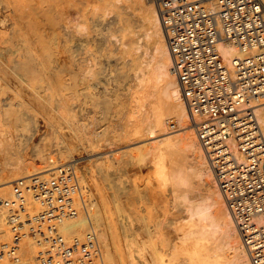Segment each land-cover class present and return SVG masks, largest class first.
Listing matches in <instances>:
<instances>
[{
    "label": "bare ground",
    "instance_id": "6f19581e",
    "mask_svg": "<svg viewBox=\"0 0 264 264\" xmlns=\"http://www.w3.org/2000/svg\"><path fill=\"white\" fill-rule=\"evenodd\" d=\"M46 1L47 0H40V6L38 8H34L33 10L28 9L27 11L29 12L32 11L31 14L32 13L33 14L30 17L28 15L29 13L27 12L28 13L27 15L29 17L24 16V18L26 17L25 20L24 19L22 20L23 18L22 15L23 11H22L21 12L22 17L21 16L19 17H21V20L23 22L20 23L15 22L19 19V18L18 19L15 18L17 20L14 19L15 27L13 32L9 34L8 37L0 39V71L1 69L2 70L4 69L3 71L11 72L13 75H15L14 77H16V82L18 83L17 86L20 85L19 87H22L21 89H23V91L27 89L30 91L29 93L27 92V96H26L23 95L21 91H19L20 89L13 87L11 88V90H13L14 96L12 97L5 96V98L3 99L0 98V154L2 155L3 157L2 159L4 160L2 161L4 164L1 162L3 166H1L0 163V175L4 174L6 177L4 178L5 180L0 181V186H2L3 188H7L13 179L18 177H25L30 174H35V173L49 174L54 164L70 161L74 164L76 174L79 177V183H80L79 204L82 205V208L84 209V213L83 211H81V214L76 219L66 221L65 223H63L61 225V231H63L65 234H82L88 229L94 230L98 236L101 264H250L246 249L240 240L237 227L229 213L228 208L226 207L222 194L214 179L213 171L209 163V160L206 157L203 148L201 147V145L199 144L196 138L195 125L191 120L189 111L181 96L179 84L174 76V73L171 70V56L168 50L166 40L164 38L162 26L159 22L158 13L156 11V8L152 0L151 2L148 0H138L141 10L140 21L142 22L141 24L144 25L143 27L139 25L140 26L139 29H141V32L140 30L134 29L131 25L124 22L122 24L121 22L120 24L116 25V27L114 26L115 28L110 32L106 33L103 30L105 33L100 38L102 42L100 46H102V49L100 47L99 48L103 50L106 58L108 56L109 57L113 56L115 58L114 60L116 61L115 63L116 68L115 67L114 68L116 70L115 69L114 70L117 74L120 73L121 71L124 72L123 69L126 68V66H129L128 68L132 72L134 86L136 87L135 89H137L136 93L134 90L133 95H131L133 99L130 97L132 100H134V102H130L133 103L130 104L133 105L132 112L136 113V117L138 118L139 115L141 116V113L142 114L144 113L143 115L145 117L146 123L144 127L143 125L142 127L143 129L146 130L148 134H152L153 136H155V139H153L154 141H152V144L150 143L151 141L149 142L151 145L149 147V150L145 153L151 154L154 158L161 157L163 159L164 158L169 159L170 165H168L167 167L165 165L166 168L161 172H162V176L166 180L164 184L166 183L165 185L169 187L168 190L170 197L173 201L172 203L181 206L180 209L181 218L179 219L178 217H176L177 216L176 215L174 218L175 219L178 218V219L174 221L171 220L173 222V225L171 223L166 224L165 222L164 224L161 219H160V223L158 220H157L158 223H156L157 221L154 222L156 224V225L153 224L154 226L151 225L152 223L147 225V221L142 220L143 219L141 217L142 215L138 213L139 211L137 210V208L139 206L136 208L138 202L137 203L134 202L135 201L134 199L139 196V195L137 196V194H141L140 193L141 190H139L138 192L137 189L138 193L135 192L136 190L133 191L137 186L136 184H139L138 181L142 182L144 179L143 177H140L141 179L138 178V176L134 174L136 172L133 173L132 171V177L131 178L129 177L130 180L128 181H131V183L134 186L136 185L135 188L132 186L131 192L129 191V193L132 196L136 194L135 196L137 197L135 198L133 197L134 201H129L130 199L129 193H128V198L126 197L127 194H125L124 192V190L126 189L122 190V187L121 189L117 188L118 190L116 191L112 189L113 190L112 197L115 198L112 199L117 200V202L120 200L119 201L120 203L118 204L119 206L118 209H120L121 213L123 212L124 214L126 210H128L129 212L126 213L124 216L126 222L122 220L123 221V222L121 221L122 225L120 223L121 226L117 224L115 228L111 230L112 233H114L116 240V255H114L111 252L112 248H110V243H108L107 241L109 239L108 238L106 239V235L109 234L107 230V221H108L106 217L107 215L105 214V211L100 209L101 208L99 206L100 202L94 199V197L97 196V194L95 196L92 195L94 191H92L91 188L92 184L90 180L91 179L93 180V178L91 177H93L92 174H94V172L95 173L97 171L104 172L105 170L108 171L107 168L109 167L110 169V166H112L115 162L114 161L115 159H113L115 156L112 158L109 157L110 154L108 155L105 154L104 156H102L101 155L103 154L102 152L100 155L90 158L88 160L89 162L81 160L82 162L80 161L81 162L80 163L79 161L77 162L75 160L79 158L78 156L80 152L83 150L86 153L87 152L91 153L92 151H94L93 152L94 154L95 150H99L100 148H102L104 142L106 147H114L118 144L119 145L124 144L129 139H131L130 136H132L134 132L137 133L139 131H136L138 129L130 130L127 128L128 127L127 122H125L126 125H123L125 123L121 122L123 123L122 124L123 127L120 130V132L118 133V131L115 130V133L117 131V134L112 133V135H110L115 128L113 129L110 128L111 126L109 124H106L103 128L101 126L100 127L96 126L98 123L97 120L100 117H97L93 113H92L93 115L91 116L94 117H92V119L90 118L91 121H88L87 119L88 122H84L83 120L81 121L80 116L74 112L80 118V120L76 119L75 121L74 114L70 110L73 106L72 107L68 106L67 108V105L69 103L66 104L64 102V104L66 105L65 106L61 104L63 102L59 103V101H57L58 104L52 105L51 101L53 98L51 99L49 96L52 94H47L48 96L46 95V93H48L47 91H49L50 93L51 92L59 93L62 89L65 91L66 88V91L68 92V90L73 91L71 90L72 88H69L67 90L69 84L67 87L65 86V84L63 83L65 82V79L63 82H60L62 81V79L60 78L61 80L59 81L58 79L59 82L57 81L58 84L56 83L57 78L63 76H59V77L57 76V78H55L56 80H54V82L58 86L54 85L55 83H51L50 85V81L47 80V77H45L44 73L46 67L48 68V66L51 65L50 64L51 62L56 61L57 59L56 56L58 57V53L60 54L61 52L59 49H61L60 44L62 42L67 43V40L69 39L71 40L73 36L75 37L73 38L76 40H77L76 37L84 36L85 42H87L89 39L91 41V38H94V36H96L97 34V33L93 34V32L96 30L94 29L95 27L94 25L96 24L95 20L99 19L100 21H97V23L101 25L104 24L106 21V16L109 14L110 11L112 12L113 9L115 10V8L119 10V8H121L122 6H127L133 0H100V3H98L97 0L96 4H94L96 0L94 2L92 0H59V1L52 0L53 2H57L56 4H53V2L51 3L50 0H49L50 2L48 3ZM262 1L264 3V0ZM7 3L9 4L10 2L7 1ZM41 3L44 4L41 5ZM13 10L18 11L19 9L18 10L13 9ZM16 13L19 14V11ZM118 14L119 12L116 13V15ZM113 32H117V33L115 34ZM110 35L114 36V40L112 41L107 40ZM140 36H143V39L141 41L139 40ZM218 45H219V50L225 60H229L230 57L235 53L234 48L231 45L227 44L226 42L221 41L219 42ZM149 46L151 49L148 51L147 48ZM70 48L71 46L67 48V51L70 50ZM86 48H88V46ZM87 50L89 52L91 51V54L93 51L92 56L96 54V51L94 52L92 48H90V50L84 48V51H86L85 53L89 54V55H85L86 57L90 56V53H88ZM74 53L76 52H73V54ZM83 54L81 56L82 58H83ZM98 55L96 54L95 56ZM81 57L80 59L82 61ZM109 57L107 59H109ZM91 60H90V64L87 65L85 64L84 66V64L81 62L79 65L83 67L82 71L84 73L82 72L83 76L81 75L80 77L81 79L83 78V80L85 79L84 78L85 75H86L85 77H88L89 79L90 77L94 76L98 68L100 69V66L99 67L96 66L98 68L95 67L92 68L93 64L97 63L96 61H98V59L95 60L94 63L91 62ZM57 61L60 60L58 59ZM57 61L54 62L55 66H57V64L59 63V62L57 63ZM65 61H63V63ZM85 61L86 60H84L83 62ZM60 64L61 62L59 63V65ZM97 64H100L99 61ZM65 65L67 68L68 64ZM81 67L79 69H81ZM49 68H51V66ZM55 69H58L59 71L60 68L58 66ZM55 69L51 68V70L53 71H49V72L53 73ZM82 73L80 70V74ZM78 75L76 74V76ZM49 76H51V74ZM81 79L79 81H82V83H84V81ZM1 81L3 82V80ZM85 81L87 80L85 79ZM4 83H7V81L6 82L4 81ZM52 84L54 85L53 87ZM1 86L2 84H0V87ZM56 86L57 88L55 89L54 87ZM79 87L80 84L78 86V89L80 90ZM103 89L105 90L108 88L103 87ZM45 91L46 93H43ZM77 94L79 95V93ZM134 94H136V96ZM61 95L63 96L64 94ZM114 95L115 94H113L111 91L109 97L111 101L114 98ZM55 96H60V94L59 95L53 94L52 97H54L55 99ZM106 96L108 97L109 95ZM56 98L58 100V97ZM15 99L18 100L17 102L19 103V105H21V107H23V109H26L27 107L29 111L30 110L29 108H31L32 112L35 111L34 113H36V115L39 114L41 117L44 118L43 120L49 126L50 134L52 136L51 145L56 146L55 148L56 151L54 152L57 153L59 157L64 155L67 158V160H61L60 159L61 157L59 158L58 156H57L58 159H56L55 156L54 158L56 160H53L54 158L52 159L51 157L54 156L55 153L53 152L54 154L52 155L51 154L52 151L45 148L44 147L45 145L37 143L34 146V156H35L34 158H36L38 161L45 162V164L44 166L41 164L42 167L38 164L39 165V167H37L38 169H36L35 171L32 170V168H36L33 165L35 163L33 162L32 166H30L32 161L30 160L31 161L30 163L28 160H26L27 158L25 156L26 154L24 155L22 153L24 152L23 149L25 147V143L23 140L17 137L18 133H16V131L20 126L19 133L25 135V137H29L30 135L33 134L32 130L34 128L31 129V127H33L32 123H35L37 120L33 115H32L34 117L32 118L33 120L25 118L28 115L27 116L22 115V112L27 113L28 111L27 110L22 111L23 110L22 108H21L22 110L20 111L19 109L16 110L14 109V111L9 112L7 108L9 107V104L12 105V103H15L14 102L16 101ZM80 101L82 100L80 99ZM17 102L16 104L18 105ZM14 107L16 106L14 105L13 108ZM99 109H100L99 111L101 112V117H104L108 114L107 105H104ZM133 113L132 115H134ZM256 114L264 134V104L257 107ZM11 115L17 118L20 117L19 118L20 123L18 124L19 126L17 127L16 131L14 130L15 133L13 134H11V132L8 133L10 130L4 125L6 121L5 123L2 122L5 120L3 118H7L8 116ZM77 116H75V118ZM168 120L175 121L176 123L175 130L174 129L171 131L168 130V125H167ZM14 123L15 122H13L12 124L15 125ZM36 123H35V129H36L35 131H38L37 127L39 126H36ZM9 124L10 123L8 122V125ZM2 126L5 129L1 128ZM89 127L91 128L89 129ZM62 129L65 130L62 131ZM180 129H182L183 131L181 130L180 132L178 131L175 132L176 130H180ZM65 131L69 136L68 138L65 137L66 134ZM72 140L73 142L76 143H73ZM126 146L121 145L120 147L124 148ZM136 149L138 148L136 147ZM99 151L101 152V150ZM128 151H132V150H128ZM128 151L124 150L122 153L121 152L120 153L125 154L126 152L127 154ZM145 153H141L139 155L135 154L131 156L129 159L128 158L126 159L123 158V159L127 162L134 163L136 165L137 162L141 160L142 161L145 160L144 158ZM49 155L52 156L50 157ZM123 156L124 155H122V157ZM117 160L119 159H116V161ZM112 167L113 170H115L114 165ZM144 167L146 168V166ZM3 168H8L9 172L15 176L17 175V177L10 178L11 175L10 173L8 174L2 172ZM27 168L29 172L28 171L25 172ZM90 170L93 171L92 174ZM147 171H149V169ZM107 173L104 178L103 177L101 178L103 179L107 178L108 175ZM96 176L98 177V175ZM136 178H138L139 180ZM156 179L157 178L155 177V180ZM145 180L147 181V179ZM132 184H130V186ZM146 184L147 183L145 182V185ZM95 185L98 187L97 183ZM111 185H109L110 188L112 187ZM120 190H122L124 194L121 192L122 194L119 193L118 195V192ZM88 193H91V195H89ZM141 198L142 196L140 198H137L136 201L140 200ZM142 200L144 199L142 198L141 201ZM134 203L135 205H133ZM92 205L94 206V209L96 208V205H98L100 208L98 209L96 208V210L93 211L94 210L93 208L90 209V206L92 207ZM29 206L33 208L34 203L32 201H29ZM177 213L178 212H176V214ZM132 219L133 220L139 219L138 220L139 222L135 224ZM131 220L134 224L131 222ZM137 220L135 222H137ZM170 225H172V227ZM108 227L109 229H111L110 226ZM0 233H1L0 236L5 238H7L9 235L8 225H7V213L6 210H4L3 208H0ZM36 251H37V247L35 243L31 239L25 240L22 244L21 259L16 264H21L22 259L24 264H35L36 260L34 261L35 258L33 257V254L34 253L36 254Z\"/></svg>",
    "mask_w": 264,
    "mask_h": 264
},
{
    "label": "built area",
    "instance_id": "2783aa9c",
    "mask_svg": "<svg viewBox=\"0 0 264 264\" xmlns=\"http://www.w3.org/2000/svg\"><path fill=\"white\" fill-rule=\"evenodd\" d=\"M152 1L196 138L250 264H264V134L256 114L264 104V3ZM221 41L235 50L229 60L219 50ZM167 125L176 128L174 120ZM79 199L80 183L70 161L54 164L49 174L0 186L9 232L7 238L0 236V264L18 263L28 239L37 247V264H101L94 230L61 231L84 210Z\"/></svg>",
    "mask_w": 264,
    "mask_h": 264
},
{
    "label": "rangeland",
    "instance_id": "374dc122",
    "mask_svg": "<svg viewBox=\"0 0 264 264\" xmlns=\"http://www.w3.org/2000/svg\"><path fill=\"white\" fill-rule=\"evenodd\" d=\"M7 1H9L10 3L8 4L7 3ZM51 1V3L53 2V1H56V0H50ZM49 0H47L46 2L48 3V2H50ZM57 1H59V0H57ZM93 2L95 1V0H92ZM148 1H150L151 2V0H148ZM92 2V3H93ZM96 2H97V0L95 1V3L94 4H96ZM57 2H53V4H56ZM98 3H100V0H98ZM97 3V4H98ZM44 4V3H43ZM42 3H41V5H43ZM40 6V0H0V39H3V38H6V37H8V35L9 34H11L12 32H13V30H14V24H15V22H23L22 20L24 19L25 20V18H24V16H27V17H31L32 16V14H31V12L32 11H27L28 9H30V10H33L34 8H38ZM17 8V9H16ZM13 9H15V10H18L19 11V14H17L16 12H18V11H14ZM22 9V10H21ZM21 10V11H20ZM23 11V12H22ZM21 12L23 13L22 15H23V18H22V20H21ZM29 14H28V13ZM117 12H119V14L118 15H116V13ZM14 13V14H13ZM17 14V15H16ZM29 16H28V15ZM31 14V15H30ZM15 15H16V17H15ZM19 16H21V17H19ZM140 16H141V10H140V6H139V1L138 0H133L132 2H130L127 6H122L121 8H119V10H117L116 8H115V10L113 9V11L111 12H109V14L106 16V21H105V23L104 24H99V23H97V21H100L98 18H96V19H98V20H95V27H94V29H96L94 32H93V34L94 33H97L96 34V36H94V38H91V41H90V39L87 41V42H85V39H84V36H79V37H76L77 38V40L76 39H74L73 37L71 38V40L69 39V40H67V43H61L60 44V46H61V49H59L61 52H60V54L58 53V57L56 56V61L59 59L60 61H57V63L59 62H61V64L63 65H59V63L57 64V66H55V63L54 62H56V61H54V62H51L50 64L51 65H49L48 66V68L46 67V70H45V73H44V75H45V77H47V80L48 81H50V85H51V83H55L54 82V80H56L55 78H57V76L59 77V76H63V77H59V78H57V80H56V83L58 84V82L62 79V81H60V82H63L64 81V79H65V82H63L64 84H65V86L67 87L68 86V84H69V86L67 87V90L69 89V88H72L71 90H73V91H69L68 90V92L66 91V88H65V91L62 89L61 91H64V92H61L60 90H57V91H60L59 93L58 92H49V91H47L48 93H46V91L45 92H43V93H46V95L47 94H52V95H49L50 96V98L52 99H54V97H52L53 96V94H60V96H55V99H54V102H53V99H52V105L54 104V105H56V104H58L57 103V101H59V103H61V102H63V103H61V104H63V105H65L64 104V102L66 103V104H68L67 105V108H68V106L70 107H72L73 108V110H72V108L70 109L71 110V112H73V114H74V119H75V121H76V119H78V120H80V118H81V121L83 120L84 122H88V121H91V119H92V117H94V116H91V115H96L97 117H100L97 121H98V123H97V125L96 126H98V127H104L106 124H109L111 127L110 128H115L112 132H111V134L110 135H112V133L114 134L115 133V130H117L118 131V133L120 132V130L122 129V127H123V125H126V123L125 122H127L128 124V129H132V130H135V129H138V130H136V131H139V132H137V133H133L132 134V136H130V138L131 139H126V140H128L126 143H124V144H118V145H116V146H114V147H106V145H105V142H104V147L102 146V148H100L99 150H101V152L99 151V150H95V153L93 154V152L94 151H92L91 153H86L84 150L83 151H81L80 152V154H79V158L77 159V160H75V161H88L90 158H93V157H96V156H98V155H100L102 152H103V154H101L102 156H104L105 154H110L109 155V157L110 158H112V157H114L113 159H115L114 161V167H115V170H113V165L112 166H110V169H109V167L107 168L108 169V171L107 170H105L104 172H102V171H100V172H102V173H100V172H94V174H92L93 173V171L92 170H90V172H91V174H92V176L93 177H91V178H93V180L91 179L90 180V182H91V188H92V191H94L93 192V196H95L96 194H97V196H95L94 197V199H96V200H98L99 202H100V207L98 206V205H96V208L98 209V208H100V209H102L103 211H105V214L107 215L106 217H107V230H108V233L109 234H107L106 235V239L108 238L109 240H107L108 241V243H110V248H112L111 250V252L114 254V255H116V240H115V236H114V233H112V231L111 230H113V228H115V226L117 225V224H119L120 225V223H121V225H122V222L124 221V222H126L125 221V214L126 213H128L129 211L128 210H126V212H125V214L122 212L121 213V210L120 209H118L119 208V206H118V204L120 203L119 201L117 202V200H113V199H115L114 197H112V191L113 190H118V189H121V187H122V190H124V189H126V190H124V192H125V194H127L126 195V197L128 198V193H129V191L131 192V190H132V186L135 188V186H136V188L133 190V191H135V192H137V189H138V192H139V190H141L140 191V193L141 194H137V196L139 195L140 197L142 196V198L144 199V200H142L141 201V199L140 200H137L136 201V199L137 198H140L139 196L137 197V196H135L134 194V196H132L130 193V199H129V201H134V202H138L137 203V205H136V208H137V210L139 211L138 213H140V215H142L141 217L143 218L142 220H145V221H147V225L148 224H151V225H153V224H155L154 222H156L157 220L159 221V223H160V219L163 221V223L165 222L166 224H169V223H171L172 225H173V222L172 221H174V220H176V219H180L181 218V212H180V209H181V206L180 205H176L175 203V205L172 203L173 201H172V199H171V197H170V194H169V190H168V186L167 185H165L164 184V182L166 181L165 179H164V177L162 176V172L161 171H163L168 165H170L169 164V159L168 158H164L165 159V161H164V159L163 158H161V157H153L151 154H146L145 152H147L148 150H149V147H150V145L152 144V141H154L153 139H155V136H153L152 134H148L147 132H146V130L145 129H143V127H144V125H145V123H146V121H145V117H144V113L142 114L141 113V116L139 115V118L138 117H136V113H133L132 111H133V105H130V104H133V103H130V102H134V100H132L133 98L131 97V95H133V93H134V90H135V93H136V90L137 89H135L136 87L134 86V82H133V75H132V72L129 70V66H126V68H124L123 69V71L124 72H120V73H116L115 72V68H116V61L114 60L115 58L112 56H108L109 57V59H107L106 58V56L104 55V52H103V50H101L102 49V46H100L101 45V37L103 36V34L106 32H110L111 30H113L115 27H116V25H118V24H120L121 22H122V24H123V22L124 23H127V24H129V25H131L134 29H136V30H140V32H141V29H139L140 28V26L141 27H143L144 25H142L141 23V21H140ZM15 18H19L20 19V21H19V19L17 20V19H15ZM17 20V21H15V20ZM15 21V22H14ZM107 22V23H106ZM104 25V26H103ZM140 25V26H139ZM108 26H109V28H108ZM115 26V27H114ZM146 26V25H145ZM103 27V28H102ZM145 28V27H144ZM97 29H99V30H97ZM110 29V30H109ZM105 32H104V31ZM107 30V31H106ZM143 30V29H142ZM99 32H100V34H99ZM102 32V33H101ZM113 33H117V32H113ZM78 38H79V40H78ZM82 38V39H81ZM96 38V39H95ZM99 38V39H98ZM76 41V42H78V43H76L74 40ZM143 39V36H140L139 37V40L141 41ZM83 40V41H82ZM107 40H110V41H112V40H114V36L113 35H110L109 37H108V39ZM70 41V42H69ZM81 43V44H80ZM83 43V44H82ZM85 43H86V45H85ZM66 44V45H65ZM73 44V45H72ZM89 44V45H88ZM68 45H70L71 46V48H70V50H68L67 51V48L68 47H70V46H68ZM75 45V46H74ZM77 45V46H76ZM98 45V46H97ZM66 48H65V47ZM80 46V47H79ZM88 46V48H86ZM92 46V47H91ZM75 47V48H74ZM101 49H100V48ZM77 48V49H76ZM84 48L85 49H89L90 50V48H92V50H94V52L96 51V54L98 55V56H95V55H93L92 56V54H93V51H92V54H91V51L89 52L88 50V53H90V58L88 57H86L85 55H89V54H87V53H85L86 51H84ZM63 49V50H62ZM72 49V50H71ZM83 49V50H82ZM148 49V51L151 49L150 48V46L147 48ZM67 51V53H66V51ZM80 51H82V52H80ZM73 52H76V53H74L73 54ZM83 54V58L81 57L82 56V54ZM71 54H73V55H71ZM77 54V55H76ZM61 55V56H60ZM71 55V56H70ZM84 56H85V58H87V59H85L84 58ZM64 57H65V59H64ZM75 57V58H74ZM80 57L82 58V61H81V59H80ZM96 57V58H95ZM68 58V59H67ZM93 58H94V60H93ZM63 59V60H62ZM92 59V60H91ZM98 59V61H99V63L100 64H97L98 63V61H96L97 63H95V64H93V66H92V68H98L99 66H100V69L98 68L97 69V71H96V73L94 74V76L93 77H90L89 79H88V77H85L84 76V78L89 82H87V81H85V79L83 80V78L81 79L80 77H81V75L83 76V67H81V66H79L80 65V63L82 62L83 64H84V66H85V64L87 65V64H90V60H91V62H93L94 63V61L95 60H97ZM67 62H66V61ZM77 60V61H76ZM84 60H86L85 62H83ZM63 61H65L64 63H63ZM74 61H75V63H74ZM70 63V64H69ZM79 63V64H78ZM65 64H68L67 65V68H66V65ZM74 64V65H73ZM77 64V65H76ZM97 64V65H96ZM53 65V66H52ZM95 65V66H94ZM51 66V68H57L58 66H59V71H58V69H55V74H57V75H55L54 74V72L52 73H50L49 71H53V70H51V68H49ZM74 66V67H73ZM79 66V67H78ZM96 66H98V67H96ZM71 67V68H70ZM81 67V69H79ZM102 67V68H101ZM111 67V68H110ZM115 67V68H114ZM73 68H75V69H73ZM71 69V70H70ZM79 71H78V70ZM115 69V70H114ZM4 70V69H3ZM2 69H1V71H0V84H2V86L0 87L1 89H0V92H2V93H0V98H5V96L6 97H12V96H14L13 95V90H11V88H13V87H16L17 89H20L19 91H21L22 92V94L23 95H26L27 96V92L29 93L30 91L27 89V90H25V91H23V89H21L22 87H19V86H17L18 85V83L16 82V77H14L15 75H13L11 72H9V71H3ZM57 70V71H56ZM79 72H77V71ZM80 70H81V73L82 74H80ZM4 72H5V74H4ZM63 73V74H61V73ZM10 73V74H9ZM51 74V76H49V75ZM73 74H74V76H73ZM76 74L78 75V76H76ZM8 75V76H7ZM48 75V76H47ZM10 76V77H9ZM12 76V77H11ZM68 76V77H67ZM49 77V78H48ZM77 77H79V78H77ZM1 78H3V79H1ZM52 78V79H51ZM61 78V79H60ZM70 78V79H69ZM76 78V79H75ZM58 79H59V81H58ZM83 80L84 81V83H82V81H79V80ZM1 80H3V82L1 81ZM68 80V81H67ZM4 81L6 82L7 81V83H4ZM51 81H53V82H51ZM58 81V82H57ZM72 81V82H71ZM87 82V83H86ZM17 83V84H16ZM54 84V85H57V84ZM71 83V84H70ZM80 84V90L78 89V86H79V84ZM4 84V85H3ZM6 84H7V86H6ZM81 84H85L84 86L83 85H81ZM8 85H9V87H8ZM53 84H52V87L54 86ZM103 85V86H102ZM58 86V85H57ZM57 86L56 87H54L55 89L57 88ZM71 86V87H70ZM86 86H87V88H86ZM19 87V88H18ZM82 87H84V88H82ZM103 87L104 88H108V89H103ZM134 87V88H133ZM77 88V89H76ZM9 89V90H8ZM75 89V90H74ZM76 90H78V91H76ZM89 90V91H88ZM107 90V91H106ZM112 91V93L113 94H115L114 95V98L112 99V101L109 99V97H110V94H111V91ZM4 92V93H3ZM74 92V93H73ZM81 92V93H80ZM83 92V93H82ZM105 92V93H104ZM132 92V93H131ZM77 93H79V95L81 96H79ZM61 94H64L63 96L61 95ZM75 95V96H74ZM106 95H109L108 97L106 96ZM135 96H136V94H134ZM137 95H138V93H137ZM44 96H45V94H44ZM48 96V95H47ZM46 96V97H47ZM78 96H79V98H78ZM104 96V97H103ZM56 97H58V100H57V98ZM61 97V98H60ZM132 99H131V98ZM134 97V96H133ZM71 98V99H70ZM50 99V100H51ZM60 99H62V100H60ZM64 99V100H63ZM78 101H77V100ZM80 99L82 100V101H80ZM16 101H14L15 103H12V105L11 104H9V107L7 108V110L10 112H12V111H14V109L16 110V109H19V111L20 110H22L23 109V107H21V105H19V103L17 102L18 100L17 99H15ZM86 100V101H85ZM102 100V101H101ZM75 101V102H74ZM16 102L18 103V105L16 104ZM76 102H78V103H76ZM82 102V103H81ZM112 102V103H111ZM84 103V104H83ZM81 104V105H80ZM113 104V105H112ZM16 106V107H14L13 108V106ZM104 105H107V110H108V114L106 115V116H104V117H101V112L99 111L100 109L99 108H101L102 106H104ZM130 105V106H129ZM5 106V105H4ZM3 106V107H4ZM66 106V105H65ZM85 106V107H84ZM101 106V107H100ZM132 106V107H131ZM19 107V108H18ZM81 107V108H80ZM22 108V109H21ZM75 108V109H74ZM12 109V110H11ZM30 110L28 111V108L26 107V109H23L22 111H24V110H27L28 112L27 113H29V114H27V113H25V112H22V115H28L27 117H25V116H22V117H25V118H27V119H32V118H34L35 117V119L37 120L36 122L38 123H36V126H39V127H37L38 129V131H35L36 129H35V123H32V126L33 127H31V129H33L32 131H33V134L32 135H30L29 137H25V135H22V134H20L19 133V123H20V117L19 118H17V117H13V115H11V116H8L7 118H3V119H5L4 121H2V122H4L5 123V121H6V123L4 124L9 130V132L8 133H10L11 132V134H13V133H15L14 132V130L16 131V129H17V127H18V129H17V131H16V133H18L17 134V137H19L21 140H23L24 141V143H25V147H24V152H22L27 158H26V160H28L30 163H31V161H32V163H31V165L30 166H32V164H33V162L35 163V164H33L36 168H32V170L33 171H35L36 169H38L37 167H39V165L42 167V165L44 166V164H45V162H41V161H38L36 158H34L35 156H34V146H35V144H37V143H39V144H43V145H45L44 147L45 148H47V149H49L50 151H52V155L55 153L54 151H56V146L55 145H53V146H55V147H53L52 145H51V143H52V136H51V134H50V130H49V126L44 122V118L43 117H41L39 114H37L36 115V113H34V112H32V110H31V108H29ZM81 109H83V110H81ZM87 109V110H86ZM89 109V110H88ZM94 109V110H93ZM75 110V111H74ZM86 110V111H85ZM129 110H131V111H129ZM83 111V112H82ZM93 111V112H92ZM77 114V115H79L80 116V118H79V116H77L75 113ZM90 112V113H89ZM25 113V114H24ZM93 113V114H92ZM98 113V114H97ZM132 113L135 115H132ZM89 114V115H88ZM126 114V115H125ZM34 117H33V116ZM143 115V116H142ZM31 116V117H30ZM75 116H77L76 118H75ZM85 116V117H84ZM132 116H134V117H132ZM30 117V118H29ZM142 117V118H141ZM17 118V119H16ZM83 118V119H82ZM84 118H85V120H84ZM91 118V119H90ZM122 118V119H121ZM15 119V120H14ZM87 119H88V121H87ZM90 119V120H89ZM124 119V120H123ZM127 121H126V120ZM132 119V120H131ZM136 119V120H135ZM9 120V121H8ZM14 120V121H13ZM16 120H18V121H16ZM33 120V119H32ZM15 122L14 124L15 125H13L12 123L13 122ZM138 121V122H137ZM8 122L10 123L9 125H8ZM17 122V123H16ZM121 122H123V123H125V124H123V123H121ZM123 124V125H122ZM138 124V125H137ZM3 125V126H4ZM8 125V126H7ZM11 125H13L14 126V128H13V126H11ZM17 125V126H16ZM129 125H130V127H129ZM142 125H143V127H142ZM1 127V128H4V127ZM165 126V125H164ZM163 126V127H164ZM16 127V128H15ZM139 127V128H138ZM6 128V129H7ZM13 128V129H12ZM91 127H89V129H90ZM166 128V127H165ZM5 129V128H4ZM176 129V128H175ZM174 129V130H175ZM13 130V131H12ZM65 129H62V131H64ZM99 130V129H98ZM143 130V131H142ZM145 130V131H144ZM169 130V129H168ZM182 129H180V130H176L175 132H180ZM117 131H116V133L115 134H117ZM143 133H142V132ZM169 131H171V130H169ZM183 131V130H182ZM132 132V131H131ZM7 133V134H8ZM65 137H69L68 136V134H67V132L65 131ZM144 134V135H143ZM137 135H139V136H137ZM135 138V139H134ZM151 141V142H150ZM72 142H73V140H72ZM129 142V143H128ZM151 144H150V143ZM73 143H76V142H73ZM62 145V144H61ZM121 145H124V146H126V147H120ZM139 146V147H138ZM50 147V148H49ZM53 147V148H52ZM136 147L138 148V149H136ZM127 148V149H126ZM139 148H140V150H139ZM55 149V150H54ZM104 149V150H103ZM136 149V150H135ZM26 150V151H25ZM103 150V151H102ZM122 150V151H121ZM128 151V150H132V151H128L127 152V154H126V152H125V154H121L123 151ZM143 150V151H142ZM106 151H108V152H106ZM135 151V152H134ZM139 151V152H138ZM26 152V153H25ZM54 152V153H53ZM121 152V153H120ZM130 155H129V154ZM134 153V154H133ZM141 153H145V155H146V157H145V155H144V158H145V160L144 161H139V162H137L136 163V165L134 164V163H130V162H127V161H125L124 159H126V158H130L131 156H133V155H139V154H141ZM29 156H28V155ZM49 154V153H48ZM55 154H57V153H55ZM54 154V156H50L51 158H54L55 156V158L56 159H58V157H59V155L57 154V155H55ZM1 155V154H0ZM122 155H124L123 157H122ZM127 155V156H126ZM150 155V156H149ZM58 156V157H57ZM61 157V158H60ZM59 158L61 159V160H67V158L64 156V155H62V156H60ZM153 157V158H152ZM3 157H2V155L0 156V163L2 162V161H4L3 159H2ZM30 158V159H29ZM54 158V160H56ZM123 160H122V159ZM116 159H119V160H117L116 161ZM150 159V160H149ZM31 160V161H30ZM148 160V161H147ZM28 161H27V163H28ZM81 161V162H82ZM80 162V163H81ZM89 162V161H88ZM167 162V163H166ZM3 163V162H2ZM2 163H1V166H3L2 165ZM116 163V164H115ZM118 163V164H117ZM120 163V164H119ZM124 163V164H123ZM166 163V164H165ZM4 164V163H3ZM39 164V165H38ZM42 164V165H41ZM134 165V166H133ZM149 165V166H148ZM165 165H166V167H165ZM120 166V167H119ZM141 166V167H140ZM143 166V167H142ZM144 166H146V168L144 167ZM112 167V168H111ZM150 167H151V169H150ZM31 168H29V169H31ZM126 168V169H125ZM138 168V169H137ZM7 169V170H6ZM125 169V170H124ZM130 169V170H129ZM134 169H135V171H134ZM146 169V170H145ZM149 169V171H147ZM152 169H154V170H152ZM157 169V170H156ZM5 170V171H4ZM122 170V171H121ZM8 171V172H7ZM29 172V170H28V168L26 169V171L25 172ZM111 171V172H110ZM115 171V172H114ZM131 171V172H130ZM132 171H133V173L134 172H136V173H134L136 176H138V178H140V177H143V181L142 182H140V181H138L139 182V184H141V185H139V184H136L135 186L131 183V181H128V180H130L129 179V177L131 178L132 177ZM152 171H154V172H152ZM2 172L3 173H10L9 172V170H8V168H3V170H2ZM108 174L107 175V178H105V179H103L105 176H106V173ZM146 172V173H145ZM2 173V174H3ZM104 173H105V175H104ZM152 173V174H151ZM11 174V173H10ZM102 174V175H101ZM116 174V175H115ZM131 174V175H130ZM133 174V175H134ZM139 174H140V176H139ZM149 174V175H148ZM155 174V175H154ZM96 175H98V177L96 176ZM112 175V176H111ZM2 176V177H1ZM18 176H21V175H18ZM151 176V177H150ZM13 177H17V175L15 176V175H13V174H11L10 175V178H13ZM77 177H78V175H77ZM96 177V178H95ZM101 177H103V178H101ZM108 177H110V178H108ZM112 177V178H111ZM155 177L157 178L156 180H155ZM4 178H6L5 177V175L3 174V175H0V181H2V180H5ZM126 178H128V179H126ZM138 178H136V179H138ZM154 178V179H153ZM78 179H79V177H78ZM98 179V180H97ZM109 179V180H108ZM125 179V180H124ZM141 179V178H140ZM145 179H147V181L145 180ZM105 180V181H104ZM107 180V181H106ZM116 180H117V182H116ZM139 180V179H138ZM153 180H154V182H153ZM95 181H96V183L98 184V187L95 185L96 183H95ZM150 181V182H149ZM156 181V182H155ZM108 182V183H107ZM124 182H125V184H124ZM144 182V183H143ZM145 182L147 183L146 185H145ZM158 182V183H157ZM102 183V184H101ZM110 183V184H109ZM111 183H112V185H111ZM100 184V185H99ZM113 184H115V185H113ZM127 184V185H126ZM130 184H132L131 186H130ZM143 184V185H142ZM107 185V186H106ZM109 185H111L112 187L114 186H117V187H111L110 188V186ZM121 185V186H120ZM124 185V186H123ZM120 188H119V187ZM130 188H129V187ZM97 187V188H96ZM101 187H102V190H101ZM124 187H126V188H124ZM127 187H128V189H127ZM146 189H145V188ZM109 188V189H108ZM118 188V189H117ZM144 188V189H143ZM148 188V189H147ZM113 189V190H112ZM110 190V191H109ZM122 190H120L119 192H118V195H119V193L120 194H122L123 193V191ZM128 190V191H127ZM150 190V191H149ZM104 191V192H103ZM133 191H132V193H133ZM96 192V193H95ZM122 192V193H121ZM127 192V193H126ZM137 192V193H138ZM147 192V193H146ZM146 193V194H145ZM154 193V194H153ZM89 195H91V193H88ZM104 194V195H103ZM111 194V195H110ZM124 194V193H123ZM85 196H86V194H85ZM88 196V195H87ZM111 196V197H110ZM131 196H132V198H131ZM169 196V197H168ZM97 197V198H96ZM104 197V198H103ZM121 197V196H120ZM133 197L135 198V197H137V198H135L134 200H133ZM148 197V198H147ZM113 198V199H112ZM147 198V199H146ZM145 199H146V201H145ZM128 200V199H127ZM104 201V202H103ZM123 201V200H122ZM125 201V200H124ZM141 202V205H140V202ZM171 201V202H170ZM94 202H95V200H94ZM117 202V203H116ZM143 202V203H142ZM156 203V204H155ZM172 204V205H171ZM133 205H135V203L133 204ZM142 205H144V206H142ZM149 205V206H148ZM163 206V207H162ZM176 206V207H175ZM91 208H93L94 209V206L92 205V207L90 206V209ZM96 208L93 210V211H95L96 210ZM162 208V209H161ZM168 208V209H167ZM162 211V212H161ZM132 212V211H131ZM175 212V213H174ZM176 212H178L177 214H176ZM83 213H84V210H83ZM170 213H171V215H173V216H171L170 215ZM177 215V216H176ZM119 216V217H118ZM122 216V217H121ZM146 216V217H145ZM159 216V217H158ZM162 218H161V217ZM168 216V217H167ZM178 217V218H174V217ZM144 217H145V219H144ZM169 218H170V220H169ZM164 219V220H163ZM123 220V221H122ZM127 220V219H126ZM133 220V219H132ZM132 220H131V222H132ZM137 219H134L133 220V222L136 224V223H138L139 221V219L137 220V222H135ZM165 220H167V221H165ZM172 220V221H171ZM118 223H117V222ZM122 221V222H121ZM145 221H142V222H145ZM158 221L156 222V223H158ZM161 221V222H162ZM112 222V223H111ZM130 222V223H131ZM132 222V223H133ZM133 223V224H134ZM162 223V224H163ZM164 223V224H165ZM111 224V225H110ZM145 224V223H144ZM163 224V225H164ZM120 225V226H121ZM150 225V226H151ZM156 225V224H155ZM172 225H170L171 227H172ZM108 226H110V228L111 229H109V227ZM154 226V225H153ZM170 226H169V228H170ZM1 234V233H0ZM138 238H139V236H138ZM33 257L35 258L34 259V261L36 260V254L34 253L33 254ZM37 261H35V264H37L36 263ZM21 264H24V262H23V259H22V263Z\"/></svg>",
    "mask_w": 264,
    "mask_h": 264
}]
</instances>
